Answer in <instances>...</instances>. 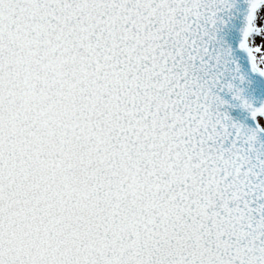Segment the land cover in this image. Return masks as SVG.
Returning a JSON list of instances; mask_svg holds the SVG:
<instances>
[{"label":"snow or ice","instance_id":"6c2138e0","mask_svg":"<svg viewBox=\"0 0 264 264\" xmlns=\"http://www.w3.org/2000/svg\"><path fill=\"white\" fill-rule=\"evenodd\" d=\"M0 264H264V0H0Z\"/></svg>","mask_w":264,"mask_h":264}]
</instances>
